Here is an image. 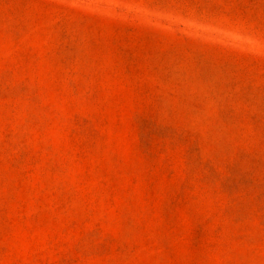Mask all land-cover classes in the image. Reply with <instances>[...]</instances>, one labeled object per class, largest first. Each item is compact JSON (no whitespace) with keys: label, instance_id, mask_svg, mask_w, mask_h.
<instances>
[{"label":"rangeland","instance_id":"rangeland-1","mask_svg":"<svg viewBox=\"0 0 264 264\" xmlns=\"http://www.w3.org/2000/svg\"><path fill=\"white\" fill-rule=\"evenodd\" d=\"M0 264H264V0H0Z\"/></svg>","mask_w":264,"mask_h":264}]
</instances>
